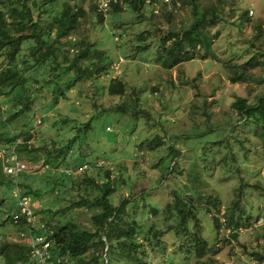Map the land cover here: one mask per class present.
Returning a JSON list of instances; mask_svg holds the SVG:
<instances>
[{"label":"rangeland","instance_id":"1","mask_svg":"<svg viewBox=\"0 0 264 264\" xmlns=\"http://www.w3.org/2000/svg\"><path fill=\"white\" fill-rule=\"evenodd\" d=\"M100 1L81 3L85 16L69 43L59 51V65L55 64L51 72L45 67L30 79V93L39 85L36 79L44 85L33 96L31 110L8 123L6 106L0 139L5 141L8 133H27L18 137L23 146L30 149L43 142L55 154L50 161L33 160L29 149L13 147L27 164L28 177L24 173L21 183L25 181L38 189L23 195L22 201L27 199L40 219L54 223L55 228L70 220L91 228L92 210L76 205L75 200L87 193L93 198L98 192L85 186L82 190L66 191L65 185L60 184L62 177L76 172L71 164L78 161H87L82 169L92 174L109 169L122 180L115 204L132 198L134 190L147 188L148 203L155 202L164 209L169 204L174 206L180 194L181 200H186L190 185L199 188L203 195L211 192L215 200L210 212L204 208L199 211L200 234L203 242L209 243L205 249L208 254L199 257L203 242L196 244L192 252L191 239L185 242L186 250L180 243L172 245L171 240L170 257L165 264H264L263 258L257 261L253 256L254 252H264V126L254 120L246 122L247 117L243 119L233 108L239 98L248 99L253 105L264 97V0H170L145 8L143 14L126 8L119 16L100 11ZM195 11L206 13L208 18L213 14L220 17L205 27L212 40L211 48L197 47L195 59L174 65L170 60L173 50L162 46L159 36H164L170 46L175 32L195 24ZM247 11L249 18L244 14ZM83 41L105 49L112 59L109 74L101 80L86 79L75 70L63 68L64 58L74 59L81 49L78 44ZM146 44L148 53L142 55ZM242 71L249 73L235 81L234 77ZM116 80L124 84L125 91L114 96L108 86ZM107 113L111 116L105 118ZM65 120L69 124L64 125ZM71 125L76 131L69 134ZM86 125H90L89 131ZM223 126L230 129L220 131ZM75 137L69 151L74 152V157L66 158L68 166H59L57 149ZM157 137L162 138V145L152 149L151 143ZM5 143H0V157L13 145ZM80 153L85 158L81 159ZM90 161L95 163L94 170ZM56 165L59 167L54 168ZM104 178L103 173L100 182ZM16 181L17 177H7L0 186V244L31 245L22 236L21 222L4 221L7 214L19 211L13 190L18 196L26 192L21 184L13 187ZM205 202L201 201L202 207L207 206ZM236 209L245 212L252 224L240 228L233 237L231 233L236 230L226 228V213ZM215 217L222 226L219 234ZM159 219L162 226L172 224L164 214ZM17 259L24 262L21 254H17ZM0 264H6L5 260L0 258Z\"/></svg>","mask_w":264,"mask_h":264},{"label":"trees","instance_id":"2","mask_svg":"<svg viewBox=\"0 0 264 264\" xmlns=\"http://www.w3.org/2000/svg\"><path fill=\"white\" fill-rule=\"evenodd\" d=\"M84 1L87 0H0V124L15 122L26 111L31 110L33 96L39 94L44 85H41V81L36 79L39 85L33 87L30 93V79L42 73L45 67L51 72V68L55 64L59 65V51L65 48V44L69 43V37L75 33L79 22L85 16L86 9L81 5ZM153 2L164 3L163 0H153ZM153 6V4L148 3V0H117V2L111 3L108 12L110 15L116 13L119 16L126 12V8H129L134 13L143 14L145 8ZM100 11L102 10L100 9ZM194 13L195 24L188 30L175 32L170 46H167L164 36H159L162 46L170 47L173 50L170 60L174 65L195 59L197 47L211 48L212 40L209 39L205 27L209 23L219 21L220 17L213 14L212 17L208 18L204 12L195 11ZM99 14L104 19V15L101 12ZM244 14L249 18V11ZM152 15H155V12ZM53 33L56 36L55 41H52ZM150 35L152 34L149 33ZM144 40H147V37ZM78 45L81 47L78 54L71 60L65 57L63 68L75 70L78 76L94 81L101 80L103 76L109 74L112 59L105 49L95 45L92 47L88 41H83ZM116 45L119 47L117 42ZM142 49L145 50L142 55L147 54L149 45L142 46ZM71 50L76 52L75 48ZM248 73L242 71L236 76V79L234 77V80H241ZM108 91L114 96L121 95L124 93L125 87L120 80H116L108 86ZM6 106L9 109V119L5 122ZM233 108L241 114L243 119L247 117L246 122L254 120L264 126V97L253 105L249 103L248 99L239 98L233 104ZM108 116L111 114L107 113L105 118ZM65 123L69 124L68 120L63 122L64 125H66ZM86 127V130L89 131L90 125H86ZM222 129L228 131L230 126H223L220 131H223ZM75 131V127L71 125L69 134ZM26 134L12 136L8 133L6 140L3 141L1 138L0 143L12 144L15 139L25 137ZM76 137L70 140L66 146L57 149L61 160L58 163L59 166L62 164L68 166L67 163L69 162L66 163V158L68 156L74 157L71 155L74 152L70 153L69 151L74 145ZM157 138L151 143L152 149L162 145V138ZM42 144H39L38 147L33 145L30 149L28 146H23V143L20 146L22 149H29L30 157L33 160L43 158L44 161H50L55 154L47 150L46 145ZM82 158L85 156L81 154ZM86 162H73L71 165L74 166L76 172L71 175L68 174L69 177L60 179V184L65 185L66 191L67 189L82 190L85 186L93 187L98 192L93 198L87 193V195L79 196L81 198L79 201L75 200L76 205H84L92 210L90 212L91 228H84L81 222L77 220L60 222L56 226L59 253L66 254L69 252L75 259V264H156L159 260L165 264L170 257L168 253L171 240L173 241L172 245L180 243L186 250L185 242L191 239L192 252L195 250L196 244L205 240L200 234L202 223L199 211L204 208L210 212L212 203L215 201L211 192L206 196L201 193L199 188L193 189L192 186L188 185L186 190L189 191L190 195L186 200H181L180 194L177 196L178 200L174 206L169 204L163 209L162 206H157L155 202L148 203V189L143 188L141 191L134 190L132 198H123L124 200L115 204L114 197L122 180L113 176L114 172L109 169L101 170L97 174L95 172L92 174L86 169L83 170ZM89 164L92 170L96 168L92 161ZM59 166L56 165L54 168ZM26 172L23 174L28 177ZM103 173L105 178L103 182H100ZM23 174L20 176L19 184L26 190L27 193L24 194L30 195L35 191L37 192L38 189L34 190L30 185L24 183L25 181L21 183ZM7 177L10 176L4 171L0 159V186L6 183ZM196 201L199 203L196 204ZM201 201H206L207 206L202 207ZM93 207L97 210H93ZM236 210L234 211L236 213H226L228 221L226 228L236 230V232L231 233L233 237L238 235L240 228L252 224L248 218H245V212ZM162 214L172 224L160 225L159 216ZM172 219L177 223L171 221ZM214 220L218 230L217 234H219L222 226L217 217ZM4 221L13 223L12 219L6 218ZM48 223L51 226L54 225V223ZM25 225V219L21 218V227L24 228ZM24 230L25 228L23 232ZM207 246L209 243L203 242L201 252V248H199L200 258L208 254L207 251L205 252ZM28 251V246L22 242L0 244V258L4 259L6 264H36L30 259ZM17 254L23 256V263L19 262ZM253 256L257 258V261H261L258 258L264 259V252L263 254L254 252Z\"/></svg>","mask_w":264,"mask_h":264},{"label":"built area","instance_id":"3","mask_svg":"<svg viewBox=\"0 0 264 264\" xmlns=\"http://www.w3.org/2000/svg\"><path fill=\"white\" fill-rule=\"evenodd\" d=\"M112 2H117V0H101L100 8L107 14L109 7ZM165 4L169 3L170 0H163ZM148 3L158 6V2H153V0H148ZM21 142L19 139H16L13 145L7 149V152L4 151L1 159L4 171L12 178L17 177V181L13 184V187L20 185L19 179L20 176L27 171V164L20 160L19 155L16 153V149L13 147L16 146L19 150ZM6 148H4L5 150ZM15 190V189H14ZM15 193V197L18 200L19 211L13 214H7L5 217L7 219H12L14 223H20L21 218L25 220L27 217L30 218V221L26 222L25 230L23 232V237H26L30 240L31 245L28 244V255L36 264H75V259L71 256L69 252L66 254L59 253V247L56 241L57 230L55 227L51 226L46 221L40 219L38 215L39 212H36L30 205V202L27 199L23 202L25 195L21 193L20 196ZM55 228V229H54Z\"/></svg>","mask_w":264,"mask_h":264}]
</instances>
